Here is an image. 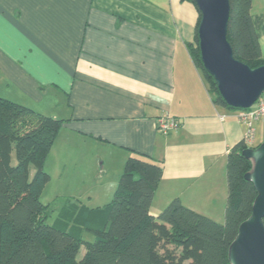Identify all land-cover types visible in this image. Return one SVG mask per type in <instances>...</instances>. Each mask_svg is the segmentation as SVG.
<instances>
[{"label":"crops","instance_id":"0c3cea01","mask_svg":"<svg viewBox=\"0 0 264 264\" xmlns=\"http://www.w3.org/2000/svg\"><path fill=\"white\" fill-rule=\"evenodd\" d=\"M197 23L186 0H0V97L64 120L43 166L63 206L107 203L139 153L162 166L151 215L178 198L224 222L227 157L247 127L190 57ZM165 117L179 127L163 135Z\"/></svg>","mask_w":264,"mask_h":264},{"label":"trees","instance_id":"16d2710c","mask_svg":"<svg viewBox=\"0 0 264 264\" xmlns=\"http://www.w3.org/2000/svg\"><path fill=\"white\" fill-rule=\"evenodd\" d=\"M186 1L195 5L193 0ZM229 5L227 40L234 58L251 69L263 66L264 50L259 43L264 34L263 17L251 14L252 0H229ZM199 21L198 11L197 28ZM188 50L213 103L240 110L224 102L215 81L204 70L197 29ZM63 124L64 120L0 97V264H230L228 248L240 224L251 215L256 197L252 183L244 179L252 162L242 151L260 143L246 146L242 139L228 154L223 223L186 208L178 198L157 217L151 215L162 166L148 156L132 153L111 201L93 212L79 201L68 203L65 209L75 207L76 218H69L63 208L60 224L64 227L60 229L47 223L51 210L40 197L49 180L44 162ZM72 222L91 231L94 240L78 238ZM82 247L83 254L77 259Z\"/></svg>","mask_w":264,"mask_h":264},{"label":"water","instance_id":"95a60500","mask_svg":"<svg viewBox=\"0 0 264 264\" xmlns=\"http://www.w3.org/2000/svg\"><path fill=\"white\" fill-rule=\"evenodd\" d=\"M199 13L198 46L204 70L213 78L224 102L235 109L250 108L264 93V65L251 69L236 60L227 40L229 0H193ZM252 162L244 179L256 197L228 248L230 264H264V141L242 151Z\"/></svg>","mask_w":264,"mask_h":264},{"label":"rangeland","instance_id":"374dc122","mask_svg":"<svg viewBox=\"0 0 264 264\" xmlns=\"http://www.w3.org/2000/svg\"><path fill=\"white\" fill-rule=\"evenodd\" d=\"M251 14L254 16H256V15L261 16L264 19V0H252ZM259 43H260L261 48L264 50V34L260 35ZM258 121L254 122V124H253L254 128H255L254 129L255 130L254 139H253L254 142L255 141L262 142L263 137H264V123H262L261 120H258ZM257 122H258V124L255 125V123H257ZM11 155H12L11 156L12 157L11 163H12V165H15L16 159H15L14 152H12ZM29 170H30V176H32L34 173V166L33 165L29 166ZM57 178L60 179L58 176L49 177L48 183L46 184L45 189H44V191L40 197V201L43 204L48 205L49 209L51 210V216L48 219L47 223L50 225H55V227L62 229L64 226L61 225L60 223H63L62 220H64V219L61 218L60 215H61V211H63V208L67 212L68 217L70 218V216H71L72 219L76 218L77 211L74 209L75 207H72L70 209H65V208H67L65 206H68L69 204H65V206L63 207L64 201L69 199L70 197H68L69 194L57 197V194L55 193L57 190H59ZM61 180H63V179H60L59 186H61V184H62ZM62 189H63V187H62ZM69 189L74 190L73 185H71ZM112 197H113V194H112V196L109 197V199H108L109 201H107V203H109L111 201ZM74 199H76V198H74ZM107 203H103V204L95 205V206L90 205V204L89 205L85 204V207L88 208V210L93 212V211H96L97 209L102 210V208H104ZM61 226H63V227H61ZM73 226H74V228H73L74 232L73 233L76 234V236L78 238H80L81 240H83L85 242H91L94 240V234L91 231L84 229L81 225H77L76 223H73ZM78 227H81L82 230L78 231L77 230ZM83 251H84V248L82 247L80 249L78 255H77V259L81 258Z\"/></svg>","mask_w":264,"mask_h":264},{"label":"built area","instance_id":"2783aa9c","mask_svg":"<svg viewBox=\"0 0 264 264\" xmlns=\"http://www.w3.org/2000/svg\"><path fill=\"white\" fill-rule=\"evenodd\" d=\"M237 119L246 125L247 130L243 140L246 146H251L254 143L253 139L255 133L253 123L260 119H264V93L250 108L238 110ZM178 127L179 122L177 120L169 119L167 117L160 118L157 122V129L163 135L168 134L170 131L177 129Z\"/></svg>","mask_w":264,"mask_h":264}]
</instances>
